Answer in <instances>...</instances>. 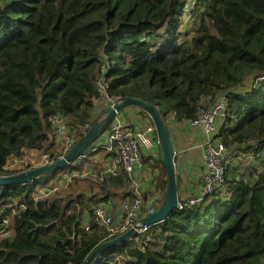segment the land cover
I'll use <instances>...</instances> for the list:
<instances>
[{
  "label": "trees",
  "instance_id": "trees-1",
  "mask_svg": "<svg viewBox=\"0 0 264 264\" xmlns=\"http://www.w3.org/2000/svg\"><path fill=\"white\" fill-rule=\"evenodd\" d=\"M102 70L108 97L157 106L168 129L170 116L187 124L225 95L215 138L229 156L219 189L108 248L95 264H264V0H0V177L25 172L7 162L28 151L49 163L63 155L54 115L66 119L74 143L104 117L109 106L94 116ZM92 163L66 167L79 175ZM149 167L159 172L155 207L167 178L157 158ZM59 170L0 187V232L9 233L0 264H83L117 238L106 239L92 207L132 199L128 179L74 177L79 190L61 193Z\"/></svg>",
  "mask_w": 264,
  "mask_h": 264
},
{
  "label": "built area",
  "instance_id": "built-area-1",
  "mask_svg": "<svg viewBox=\"0 0 264 264\" xmlns=\"http://www.w3.org/2000/svg\"><path fill=\"white\" fill-rule=\"evenodd\" d=\"M97 90L109 107L116 103L114 99L107 96L104 70H102L97 80ZM226 109L227 99L225 95H220L210 106L200 108L195 118L187 124L190 128L202 132V140L195 148L199 150L205 170L201 175L200 193L197 196L181 199L177 209L198 205L203 198L219 189L225 181V169L229 152L215 136ZM65 121L66 119L59 114L51 118L52 127L55 129L57 137L63 142L61 148L63 155L75 144L73 137L68 133L69 128L66 126ZM100 155H103L105 160L99 173L91 174L90 171H83L82 174L85 176L91 175L99 180L122 175L130 182L132 199L121 203L119 207L120 215L113 213L111 201L93 205L92 215L95 224L105 228L106 239L118 237L131 229H134V233L137 235L145 233L149 226L137 228L138 221L153 214L156 208L153 205L148 209L145 208L143 193L140 187L136 185L134 176L143 167L145 158L153 159L158 156V143L152 124L147 122L142 128L138 129L131 124L122 123L117 116L108 125L102 136L79 155L71 165L74 164L77 168L84 161L94 160ZM84 230L88 232L89 227L84 226ZM8 235L9 233L1 231L0 240Z\"/></svg>",
  "mask_w": 264,
  "mask_h": 264
},
{
  "label": "water",
  "instance_id": "water-1",
  "mask_svg": "<svg viewBox=\"0 0 264 264\" xmlns=\"http://www.w3.org/2000/svg\"><path fill=\"white\" fill-rule=\"evenodd\" d=\"M128 108H135L146 113L150 121L152 122L158 143L157 160L164 168L167 178V187L163 201L160 203L153 214H150L149 216L138 221L139 225L137 226V228L143 226H151L164 221L172 212L177 209V205L181 200L180 196L177 194L176 186V151L174 149L166 123L164 122L160 114L159 108L137 98H124L109 107V109L106 110L104 117L101 120L97 121L71 147V149H69L58 160L47 163L35 169L27 170L17 175L0 177V187L35 183L37 180L53 173L55 170L70 165L79 155L85 152L97 139L102 136V134L106 131L108 125L121 112ZM152 205L153 201L148 203L146 205V208L148 209ZM134 232V229H131L111 241L102 243L88 256L83 264H95V261H97V259L100 258L108 248L120 245L121 243L128 241L133 235H135Z\"/></svg>",
  "mask_w": 264,
  "mask_h": 264
},
{
  "label": "crops",
  "instance_id": "crops-1",
  "mask_svg": "<svg viewBox=\"0 0 264 264\" xmlns=\"http://www.w3.org/2000/svg\"><path fill=\"white\" fill-rule=\"evenodd\" d=\"M95 105L94 116L99 115L108 106L106 100L103 98L96 101ZM118 120L122 123L131 124L138 129L142 128L148 122L135 108H128L121 112L118 115ZM187 124L172 123L169 126V134L176 151L175 174L179 177L180 181L177 194L182 200L189 196H197L200 193L201 175L205 170L199 150L195 148L202 140V132L190 128ZM100 156L103 157V164L105 157L103 155ZM144 160L143 167L135 173L134 180L136 185L140 187L145 205H147L152 201L154 203L157 198L160 199V192L158 191V183L155 178L158 171L154 170V173L151 171L149 164L152 162V159H148L149 163L144 162ZM92 161L93 166H95L96 161ZM130 192H132L131 187ZM157 207L158 205L155 203V208L157 209ZM116 214L120 215V211L118 210Z\"/></svg>",
  "mask_w": 264,
  "mask_h": 264
},
{
  "label": "rangeland",
  "instance_id": "rangeland-1",
  "mask_svg": "<svg viewBox=\"0 0 264 264\" xmlns=\"http://www.w3.org/2000/svg\"><path fill=\"white\" fill-rule=\"evenodd\" d=\"M192 9V7H190ZM188 17L186 18V20L184 21V25L187 22ZM143 118H145L150 124L151 121L150 119L146 118V116L140 114ZM171 117V116H170ZM170 117L167 119V124L168 126H170L172 124V120L170 119ZM103 117L99 118V120H101ZM98 120V121H99ZM221 123V121H220ZM169 130V129H168ZM56 139V146H55V150L56 152H60L61 148H62V141L58 138L55 137ZM61 143V144H60ZM96 161L95 164H101L102 165V156L97 157L96 159H94ZM231 160V159H230ZM46 162H48V156H44L42 153L40 152H35V151H28L25 153V156L21 159H16V158H9L8 162H7V166L8 169L10 171H27L30 169H35L38 167H41L43 165L46 164ZM89 165V164H88ZM73 166L75 167V165L73 164ZM93 164L89 165V168H87V166H85L82 171H80V174H77V170L74 172H70L68 167H64L62 169H60L57 173V176L55 178L56 181H58L57 186L59 187V190L61 193H65V192H72L75 193L76 191H78L79 189L73 186V182H72V178L76 177V178H85L86 176L83 175V170H89L92 169ZM27 169V170H26ZM76 169V168H75ZM159 173V172H158ZM158 175V174H157ZM43 182L37 184L38 188L42 191L41 194L43 197H46L49 195V193H46L47 189H42L44 187V184H42ZM72 184V185H71ZM73 190H75V192H73ZM87 194V193H86ZM122 202H117L115 203V205L111 202L112 204V209H113V213L115 214L118 210L119 207L121 205ZM93 216V215H92ZM86 218V217H85ZM88 220L92 221V217L91 215L88 216ZM87 219L84 220L83 225L87 226ZM94 221V220H93ZM99 226V225H98ZM101 227V226H100ZM104 230L105 228L102 227Z\"/></svg>",
  "mask_w": 264,
  "mask_h": 264
}]
</instances>
